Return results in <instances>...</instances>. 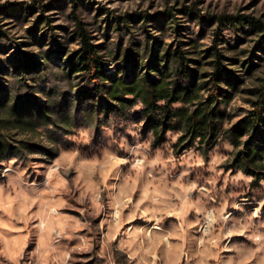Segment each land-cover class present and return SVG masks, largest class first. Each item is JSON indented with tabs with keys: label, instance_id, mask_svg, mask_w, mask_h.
Listing matches in <instances>:
<instances>
[{
	"label": "rangeland",
	"instance_id": "rangeland-1",
	"mask_svg": "<svg viewBox=\"0 0 264 264\" xmlns=\"http://www.w3.org/2000/svg\"><path fill=\"white\" fill-rule=\"evenodd\" d=\"M113 3L116 0H107V4L103 0H0V183H6L4 172L10 167L13 172L24 171L29 184L39 185L44 179L40 174L44 169L40 166L50 164L57 157V146L74 147L66 137L74 135L78 128H93L91 145L80 146L82 153L91 155L107 144L104 129L113 124L116 140L126 137L129 145L135 139L126 129L133 123L142 125L133 130L139 133L141 141L151 139L153 150L166 142L169 130L182 129L184 135L172 145L177 158L186 149L196 147L207 159L209 152L227 140L235 150L227 153L231 159L222 166L225 175L231 169L234 176L242 169L239 165L248 162L245 141L251 138L252 129L247 128L239 145L231 138L238 134L240 122L263 98L264 0H140L138 4L136 0H119L121 6L129 3L127 10L108 7ZM225 15L238 19L221 20ZM81 26L97 46L105 87L120 79L141 83L157 80L164 82L169 95L154 97L153 104L147 105L142 97L133 94L119 102L103 92L97 95L96 104L89 95L93 84L86 76L82 60ZM219 64L222 67L216 81L219 93L211 97L213 74ZM175 81H179L178 87ZM234 99L250 105L251 110L233 107ZM211 100L212 107L218 109L211 115V127L207 131H195L194 123L185 116ZM138 102L143 107L132 111ZM252 138L253 146L259 148L255 160H264V124ZM113 149L121 156L128 155L115 144ZM240 150L243 152L239 153ZM253 168L257 175L242 169L245 175L255 177L248 185L243 182L239 186L230 182L225 185L221 176L213 193L214 200L207 201V205L218 206L226 199L227 213L232 219L240 220L259 209L252 222L264 224L261 203L264 168ZM198 172L203 177L209 175L198 169L191 178L195 179ZM199 182L204 184L203 179ZM233 203L239 208L231 207ZM69 214L79 216L77 212L69 211ZM103 218L102 215L92 221L94 229ZM194 218L189 216L190 220ZM172 222L166 220L163 227ZM135 227L150 228L151 224L137 219L125 224L121 231ZM199 234L198 228L189 233ZM87 235H95L96 247L92 253H73L76 264H103L95 257L100 232L95 230ZM120 238L113 242V248ZM60 243L72 246L76 241ZM224 244L254 247L246 236H232L221 247ZM34 247L33 238L21 264H26L27 253ZM191 247L194 249L195 245ZM234 254L221 253L222 256ZM117 255V264H125L126 257ZM181 264L185 262L181 260ZM251 264H256L255 260Z\"/></svg>",
	"mask_w": 264,
	"mask_h": 264
},
{
	"label": "clouds",
	"instance_id": "clouds-1",
	"mask_svg": "<svg viewBox=\"0 0 264 264\" xmlns=\"http://www.w3.org/2000/svg\"><path fill=\"white\" fill-rule=\"evenodd\" d=\"M103 2L107 4V0ZM108 7L127 10L129 3L121 6L116 0ZM232 105L251 110L250 105L236 99ZM142 107L138 102L131 110ZM140 126L133 123L126 129L135 139L131 145L126 137L116 140L114 124L106 127L107 144L91 155L82 153L80 146L91 145L94 129H76L74 135L66 137L74 147L58 145L57 157L50 164L40 166L44 169L40 173L44 179L39 185L29 184L22 170L6 169L7 181L0 183V264H21L33 238L35 247L27 253L26 264H76L73 253H92L96 247L95 235H87L95 230L101 236L95 257L103 264H117V253L126 257L125 264H181V260L185 264H209V261L251 264L253 260L264 264V231L259 230L264 224L252 222L259 209L240 220L232 219L227 213L226 199L218 206L207 205V201L214 200L213 193L221 176L225 185L230 182L236 186L241 182L251 184L255 179L245 175L242 169L234 176L229 169L225 175L222 166L231 159L227 153L235 150L234 145L223 141L207 154V159L196 147L186 149L177 158L172 145L184 135L182 129L169 130L166 142L153 150L152 140L141 141L139 133L133 130ZM228 126L225 122L224 127ZM114 144L128 155H119L113 149ZM198 169L209 175L203 177L198 172L195 179L191 178ZM10 172L13 174L9 175ZM231 207L238 209L239 205L233 203ZM102 215L104 218L94 229L92 221ZM190 215L195 218L190 220ZM137 219L150 223L151 227L121 231L125 224ZM166 220L174 222L164 228ZM197 228L200 234L190 236V230ZM82 232L85 234L80 235ZM232 236H246L254 247L238 244L221 247ZM118 237H121L119 243L113 248ZM61 240L76 243L69 246L61 244ZM221 253L235 254L222 256Z\"/></svg>",
	"mask_w": 264,
	"mask_h": 264
},
{
	"label": "trees",
	"instance_id": "trees-1",
	"mask_svg": "<svg viewBox=\"0 0 264 264\" xmlns=\"http://www.w3.org/2000/svg\"><path fill=\"white\" fill-rule=\"evenodd\" d=\"M230 20L235 21L238 19L237 16L234 15H225L221 17V20ZM80 36L82 41V60L84 61V69L86 76L90 80L93 87L90 88L89 95H92L93 99L97 102V95L106 92L109 97L115 101L123 102L126 99V95L133 94L135 96L142 97L143 101L147 105L153 104V98H165L169 95L167 92V88L164 85V82H159L157 80H147L145 83L141 82H126L123 79L113 81L109 87H105V82H103L102 77V61L97 53V46L93 44L90 40V36L88 32L84 29L83 26L80 27ZM222 67L219 64L217 66V70L214 72L213 81L214 86L211 89V97H216L219 93L217 86L218 83L216 81L219 80L221 76ZM102 80V82H101ZM175 87H178L179 81H175ZM262 97L257 106L247 115L238 125V134L233 136L231 139L233 140L235 145L240 144V137L245 133L247 128L252 129L251 138L245 141V145L248 148V162L242 163L239 165V168H242L246 173L257 175L256 171L253 170V167H263L264 168V160H255V157L259 153V148L253 146L252 141L254 140L252 137L258 135L260 131V126L264 124V92L262 93ZM95 102V103H96ZM212 100L208 103H203L201 107L195 109L192 114H188L185 116V119L190 123H194V129L205 131L209 130L211 127V115L217 113V108L212 107ZM99 101L96 103L98 104ZM221 113V112H219ZM184 117V116H183ZM243 151L240 150L239 153ZM241 160V155H238L237 161Z\"/></svg>",
	"mask_w": 264,
	"mask_h": 264
}]
</instances>
